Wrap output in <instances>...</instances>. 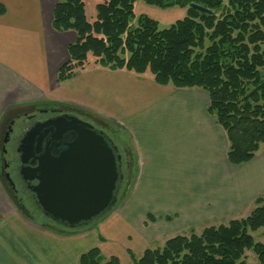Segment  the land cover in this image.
<instances>
[{"label": "crops", "instance_id": "obj_1", "mask_svg": "<svg viewBox=\"0 0 264 264\" xmlns=\"http://www.w3.org/2000/svg\"><path fill=\"white\" fill-rule=\"evenodd\" d=\"M57 2L0 0V138L11 114L33 111L36 104L79 109L114 122L117 133H133L126 142L132 184L113 212L63 234L24 214L0 179V264H79L93 248L105 263L116 258L128 264L183 228L248 217L256 199H264V151L232 165L228 136L201 89L161 86L150 74L95 62L59 84L57 73L70 60L68 47L77 35L53 29ZM178 96L181 105L174 102ZM167 99L176 106L167 108Z\"/></svg>", "mask_w": 264, "mask_h": 264}, {"label": "trees", "instance_id": "obj_2", "mask_svg": "<svg viewBox=\"0 0 264 264\" xmlns=\"http://www.w3.org/2000/svg\"><path fill=\"white\" fill-rule=\"evenodd\" d=\"M143 1L162 10L185 9L186 16L160 29L157 21L136 14L137 0H103L90 22L84 0H58L52 27L75 32L77 39L68 47L70 60L59 69L57 82L86 69L92 55L103 68L151 74L161 86L201 89L209 95V113L228 136V161L235 166L251 162L264 145V0ZM193 3L214 14L190 8ZM42 223L56 233L79 231ZM263 229L264 199L258 198L247 218L207 227L201 235H177L129 264H245L249 251L264 264V243L252 235ZM103 262L93 248L79 264ZM105 264L121 263L111 258Z\"/></svg>", "mask_w": 264, "mask_h": 264}, {"label": "water", "instance_id": "obj_3", "mask_svg": "<svg viewBox=\"0 0 264 264\" xmlns=\"http://www.w3.org/2000/svg\"><path fill=\"white\" fill-rule=\"evenodd\" d=\"M190 8L206 15L214 14L198 4L193 3ZM68 119L44 132V136L51 134L56 139L70 135L72 140L65 144V149L53 152L46 145L36 150V168L24 160L23 172H34V178L26 179L38 182L34 194L45 216L67 229H86L113 212L126 196V191L119 195L120 182L124 179L123 161L118 147H112V140L109 142L103 132L75 116ZM27 137L31 141L43 139L41 129Z\"/></svg>", "mask_w": 264, "mask_h": 264}, {"label": "flooded vegetation", "instance_id": "obj_4", "mask_svg": "<svg viewBox=\"0 0 264 264\" xmlns=\"http://www.w3.org/2000/svg\"><path fill=\"white\" fill-rule=\"evenodd\" d=\"M71 116L89 123L96 131L103 132L105 136H108V141L109 139L112 140V142L109 141L112 147L114 145L118 147V154L122 155V175L124 176V179L120 182V197L127 191L132 182L130 169L133 166V161L127 148V143L119 138L117 132L112 127L110 128L98 117L85 114L79 109L64 105H53V107L48 108L34 107L33 111L13 113L8 117L0 138V179L12 202L24 214L30 218H34V220H36V216L42 215V220L56 224L51 218L45 216L43 210L40 208L34 194V187L38 182L36 180L32 182L27 181L26 177L34 178L35 175L34 172H23L25 166H23L22 161L28 160V166L36 168L38 162L36 150L45 148L46 145L51 146L53 152L65 149V144L72 140L70 135L64 134L61 139H56L51 134L44 136V132L49 127L68 122V117ZM40 129L43 139L41 141H39V138L35 141L29 140L28 134ZM31 153L33 156H30Z\"/></svg>", "mask_w": 264, "mask_h": 264}, {"label": "rangeland", "instance_id": "obj_5", "mask_svg": "<svg viewBox=\"0 0 264 264\" xmlns=\"http://www.w3.org/2000/svg\"><path fill=\"white\" fill-rule=\"evenodd\" d=\"M84 1H85V6H86L85 9H86L87 19H88V21L93 22L94 20H96V16H97L96 7L98 4L103 3V0H84ZM142 8L145 10V11L144 10L143 11L146 14L140 13L142 11ZM135 12L138 16L139 15H146V16L150 17L151 19L157 21L159 23L160 29H166V28H169L172 25H174L177 21L182 20L185 17V16H183V13L187 12V10L180 9V8L162 10V9L157 8V7L147 5L143 0H137V2L135 4ZM147 14H149V15H147ZM133 25L135 26L136 22H134ZM93 58L94 57L91 55L90 56L91 64H93L92 62H94ZM99 67H101V66L99 65ZM262 72L264 74V69H262ZM160 102L162 103L163 99H159L158 104ZM174 102H176L179 105H181L183 103L181 97H179V96L177 97V99L174 100ZM166 106H167V108H171L172 106H176V105H172V102L167 99ZM34 107L35 108H45V107L48 108V107H53V104L41 103V104L34 105ZM104 121L106 122V124L108 126H110V128H111V126L114 128L116 127L114 122H112L110 120L109 121L104 120ZM119 134H120V136H119ZM117 135L119 136V138L122 139V141L127 142V143H128V140L130 141L133 138V133H128L126 131L119 132V133H117ZM261 150L264 151V145L262 146ZM259 153H263V152L260 151ZM35 219L37 222H43L42 215L36 216ZM205 228L206 227H196L193 229L183 228L180 231H182L181 235H186V236H191L193 233H196L197 235H201V233L203 232V230ZM252 235L256 241L264 243V230H260L259 232H255ZM164 244L165 243L153 245L152 248H160V247H163ZM103 264H105V262H103ZM245 264H261V263L259 262V259L254 254V252L249 251L246 254Z\"/></svg>", "mask_w": 264, "mask_h": 264}]
</instances>
